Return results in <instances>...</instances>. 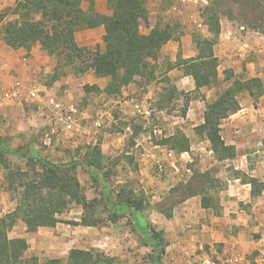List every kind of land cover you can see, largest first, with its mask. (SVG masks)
Wrapping results in <instances>:
<instances>
[{"label":"rangeland","instance_id":"374dc122","mask_svg":"<svg viewBox=\"0 0 264 264\" xmlns=\"http://www.w3.org/2000/svg\"><path fill=\"white\" fill-rule=\"evenodd\" d=\"M156 1L147 0L148 3L146 2L147 15L142 20V25L146 28H150V21L154 19L151 13L155 10ZM161 1L156 24L172 29L176 39L180 37L181 27L184 24L182 14H179L180 12L172 13L170 8L172 6L181 8L179 6L183 4L180 3V0ZM201 3H198L199 6H197L198 4H188L191 8L188 10V5L182 6L181 9L188 12L193 9L195 13H202L203 9L209 5V1L207 0V3L202 1ZM95 4L96 1L94 0L95 10L100 12L99 9H102L103 6L98 9ZM82 5L87 11L90 8V1L84 0ZM230 9L237 11L236 6L233 5L230 6ZM105 10L106 12L103 14H112L108 3ZM2 11L0 12L1 26L15 19L12 7L4 8ZM234 13L232 20L235 24L245 25L240 17L236 16L237 12ZM246 20L245 23L249 25L260 26L259 30H254L245 25L247 28L264 34V20L253 22L249 16ZM102 27L80 29L76 33L78 44L89 47L92 51H95L97 47L103 50L105 30L103 31ZM194 31L193 38L195 42V39L200 37L201 31L199 28H194ZM212 37L213 35L209 38ZM44 54L47 55V52L44 51ZM50 57L52 69L48 72L43 70L37 78V82L45 87L40 85H37V87L42 95L47 91L51 95H57L75 102L82 114L81 129L74 136L63 133L52 134L50 131H46L45 121L35 113L37 105L32 100L26 103L28 105L27 111L25 110L22 115L19 112L16 115H12L9 111L7 114H5V111L0 112V137L6 140L10 149L17 151L16 155L5 154L0 156V217L16 209L18 202L21 201L25 184L38 178L44 172V168L39 161L27 157L28 152L34 151L49 162L67 168L76 166L73 174L78 178L81 191L87 200L97 206L98 216L95 218L100 219L101 224L98 226H75L70 224L75 221L81 222L83 216L81 206L73 204L58 215L60 222L55 227H43V242L41 244L37 242L29 244L27 256L38 257L39 264H46L51 259L59 260V264H67L72 249L92 250L97 254H102L101 264H153L150 258L152 248L143 245L142 239L134 229L133 218L118 217L116 220L111 219L110 211L106 205L107 193H112L115 200H123L125 199L122 195L123 192H132L135 193L137 199L144 201L145 206H151L174 196L173 189L188 182L197 172L205 173L209 171L212 174V178L216 180V188L208 189L207 193L213 196L216 193L220 195V192L226 190L228 181L235 178L246 180L251 175H255L263 182L264 130L262 132L258 127L259 130L257 128L254 132H250L252 134L247 136L248 142L242 144L244 146L239 148L236 157L233 156L230 159L220 161L212 152L209 141L198 134L197 127L202 123L200 111H203V108L200 101L207 95H211L210 101H213L234 80L245 81L258 77L264 83V55L258 58V55L253 51L249 56L253 62L262 60L263 64L259 66L260 69L254 68V72L257 70L258 76H254L253 71L252 75L251 70H247L244 62L240 61V57L233 60L235 63H232V65H236V68L219 61V81L217 83L197 91L178 90L169 98L164 94L165 90L177 87L175 78L168 75L169 70H171L169 67L180 58L182 59L181 50L176 61H172L168 55L161 54L156 62L153 61L155 81L137 77L133 82L139 89H152L156 94V100H153L152 116L145 122L141 118L133 117V114L130 113L131 108L129 109L130 112L126 114L118 110L116 97L107 96L103 92L108 83V78L96 76L93 70L76 75L69 68L58 69L61 55L56 54ZM235 71H237L236 74H234ZM230 73H233V77L226 81V77ZM8 82L5 79L0 80V106L5 103L3 92L6 89H3V87ZM86 85L97 86L98 90L94 88L86 91ZM135 97L140 100L145 98L143 95H136ZM162 97H164V100H161L162 106H160L159 102ZM242 97L244 95H239V101H242ZM250 98L254 101H252L253 108H257L256 110L264 107V95L258 99ZM194 105H197L196 107L200 113L189 112L190 106ZM249 113L252 119H256L258 116L252 107ZM100 117L104 120V127L102 130L97 131L94 127V121ZM128 124L133 127V133L131 134L125 133V127ZM222 125L221 131L225 139L235 141L234 134H238L233 131L237 127L231 126L229 120L223 121ZM47 133L52 139L50 144L46 143ZM245 133L249 132L245 131ZM181 136L187 137V150L182 153L173 148V145L176 144L175 139ZM171 138L174 140H171L170 144L167 140ZM96 146L100 147L104 166V172H100L98 180L93 177L90 168L80 165L81 161L88 162V159L86 160L87 155ZM169 151H173L175 157L167 158L166 153ZM156 159L163 160L165 165L163 173L156 171L154 166ZM236 167H244L246 172L236 170ZM146 169L147 173L145 172ZM146 213L150 215L149 210ZM158 218L160 217H151L154 223L151 225L164 235V230L161 228ZM11 232L9 237L13 238ZM255 235L264 236V232L254 233L253 236ZM262 248L264 249V243L247 254V260L250 264H264V250L261 251ZM205 252L207 258L217 260L220 263L231 256V254H227L219 259L218 255L209 248ZM201 258L190 264H203L204 257ZM163 263L172 264V260L166 258L165 255Z\"/></svg>","mask_w":264,"mask_h":264},{"label":"trees","instance_id":"16d2710c","mask_svg":"<svg viewBox=\"0 0 264 264\" xmlns=\"http://www.w3.org/2000/svg\"><path fill=\"white\" fill-rule=\"evenodd\" d=\"M83 0H15L12 19L0 27V35L4 42L13 49H24L31 52L34 46L41 45L48 55H61L57 68L74 71L76 75L93 70L98 77L108 78L103 92L110 97L122 94L124 88L132 84L137 77L155 79L153 61L161 55L162 47L175 38L172 29L156 24L148 33L141 30L142 20L147 15V0H108L112 14H102L95 10L94 0L90 1L89 10L82 6ZM202 16L208 26L212 38L195 39L198 55L188 59L180 58L172 63L170 69L181 67L187 76L195 82L196 91L210 87L219 81V59L214 54L220 32L221 15L234 18L240 17L246 26L259 30L260 26L245 23L249 16L252 21L264 20V0H208ZM236 6L237 11L230 9ZM5 17V15H4ZM3 17V18H4ZM103 26L104 49L99 47L92 51L89 47L80 46L76 33L80 29H92ZM233 77L230 73L226 81ZM98 90L97 86L86 85V91ZM177 87L166 89L164 94L171 98ZM248 92L254 99L264 95V83L258 77L234 82L220 93L216 99L209 102L204 112L203 123L197 128L211 144V149L220 160L233 157L232 148L226 144L221 135V124L224 119L240 109L239 95ZM164 97L160 99V106ZM173 138L167 140L171 144ZM173 148L178 152L187 150V137L175 139ZM17 154L10 149L4 138L0 137V156ZM27 157L36 159L44 168L42 175L24 186L21 201L14 211L0 217V264H39L36 256H27L29 243L25 238H10L9 233L21 220L29 232H35L41 227H55L62 214L73 204L81 206L83 216L81 222H71L75 226H98L101 220L97 217V206L87 200L81 191V185L74 173L76 166L67 168L57 163L49 162L37 152H28ZM81 161L92 170V175L98 180L100 172H104L99 146L93 148L86 160ZM85 160V159H84ZM245 181V180H244ZM245 182L252 185V196L260 195L264 190V182L256 177H248ZM216 180L209 171L197 172L184 184L173 189L174 196L161 200L154 205H144L135 197V193L123 192L125 199L115 200L112 193L106 195V205L112 220L130 214L134 221V229L142 239L144 246L152 248L151 262L163 264L166 253V240L162 232L152 227L144 217V212L155 209L167 218L172 217L176 205L185 200L200 196L203 208H217L214 196L208 189H215ZM120 195V196H122ZM175 200H174V199ZM102 254L92 250L72 249L67 264H101ZM59 260H48L46 264H59Z\"/></svg>","mask_w":264,"mask_h":264},{"label":"crops","instance_id":"0c3cea01","mask_svg":"<svg viewBox=\"0 0 264 264\" xmlns=\"http://www.w3.org/2000/svg\"><path fill=\"white\" fill-rule=\"evenodd\" d=\"M95 1L98 9L100 6H103L102 9H99V13L102 12L103 14L106 12L105 7L108 0ZM202 1L207 3V0H180V3L183 5L179 7L182 8V6L185 7L188 4H198ZM147 3L145 6L146 9ZM161 3V0L156 1L155 10L151 13L154 19L150 21V28L141 26L143 33L150 32L156 25V18L160 12ZM189 5L187 6V10L191 9ZM14 6L15 0H0V12H3L2 10L4 8L11 7L13 11ZM181 8L177 6L170 8V12H180L179 14H182L184 26L181 27L180 37L170 40L161 50V54L170 56L172 61L177 60L180 50L181 56L184 59L198 55V49L193 38L194 28H199L201 31L200 34L205 38L212 36L208 31V26L201 12L195 13L193 9L191 12H188L186 10L183 11ZM154 15L156 16L154 17ZM220 25L221 32L214 46L215 56L220 62L228 65H232V63H235L233 60L239 59L238 57H240V61L244 62L247 70H251V74L253 75L254 68L257 70L260 69L259 66H262L263 63L262 60L260 62H253L249 56L253 51L258 55V58L264 55V34L250 30L245 25L235 24L234 20L224 15H221ZM102 28L104 31V27ZM50 58L48 54H44V50L41 49L40 44L34 46L31 52H27L24 49H13L9 47L0 36V80L5 79L6 82H8V79L10 80L3 87V89H6L3 93L10 91L15 86L14 84L17 83H21L25 88L27 87L23 90L21 97L3 98L5 103L0 106V112L5 111V114H7L9 111L12 115H16L17 112L20 115L25 113L28 107L26 103L31 101L28 99L29 89L35 84V87L37 85L45 87L37 82V78L43 70L44 72H48L52 69ZM231 67L236 68V65H232ZM256 71L254 72V76H258ZM236 73L237 71L234 74ZM168 75L175 78L177 90L190 92L196 89L193 78L187 76L183 68H172L169 70ZM136 95H143L145 97L143 100L152 106L154 105L153 100H156L155 91L147 88L139 89L132 83L123 89L121 95L116 97V107L118 110L126 114L130 112L129 109L131 108L132 111L130 113L133 114L131 99ZM241 95H244V97L240 101V109L223 120H229L231 121V126L237 127L233 131L238 134H234L236 140H226L221 131V135L226 144L231 146L234 157L238 155L239 148L244 146L242 144L248 142L247 136L252 134L250 132H254L258 127L262 132L264 130V107L256 110L257 108H253V100L250 98V94L245 92ZM210 99L211 95H207L200 101L201 107L203 108V111H200L202 123L204 121V112L207 109ZM127 106L129 107L128 109ZM196 106H190L189 112H199ZM251 107L258 114L256 119L251 118V114L249 113ZM222 127L223 125L221 124ZM244 130L249 133H245ZM235 169L246 172L244 167H236ZM145 172L147 173V169ZM251 177L259 179L255 175H251ZM262 180L264 182V179ZM245 181L241 178H235L232 181L229 180L226 190L220 192V195H217V193L214 195V204L217 208H203L201 197L195 196L176 205L171 218H167L155 209L149 210L150 215L145 212L143 215L139 214L138 217H144L150 224H154L151 217H160L158 221L164 230V237L167 243L165 255L166 258L172 260V264H190L191 262H197L202 256L204 257L203 259H206L207 254L205 250L207 248L213 253H216L219 259L223 255L231 254L230 257L226 258V261L235 259L238 260L237 264H250L247 260V254L252 250H256L264 243L263 235L253 236L254 233L264 232V190L260 195L254 197L251 194L252 185ZM125 217L132 216L126 214ZM11 233L13 234V238H25L29 244L35 242L41 244L43 242V227L35 232H29L26 224L22 221L16 223ZM263 250L262 248L261 251Z\"/></svg>","mask_w":264,"mask_h":264},{"label":"built area","instance_id":"2783aa9c","mask_svg":"<svg viewBox=\"0 0 264 264\" xmlns=\"http://www.w3.org/2000/svg\"><path fill=\"white\" fill-rule=\"evenodd\" d=\"M15 86L4 93V98L9 97H21L23 90L26 89L21 83L14 84ZM28 99L35 102L37 105L36 114L45 121L46 131H50L52 134H69L76 135L81 129L82 114L79 106L66 98L58 97L57 95H51L45 92L44 95L38 87L30 88L28 91ZM131 104L133 108V116L135 118H141L148 121L153 113V106L143 99L140 100L137 97L131 99ZM95 130L100 131L104 127V120L100 117L94 121ZM125 133H133L132 125L128 124L125 127ZM51 137L46 134V143H51ZM167 158L175 157L173 151L166 153ZM183 156V154H181ZM154 166L158 173H163L165 171V165L163 160L156 159L154 161ZM264 254V251H263ZM238 260L232 259L228 261H222V263L211 258H206L203 260V264H237Z\"/></svg>","mask_w":264,"mask_h":264}]
</instances>
